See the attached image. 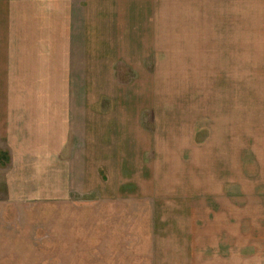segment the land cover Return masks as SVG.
<instances>
[{"label": "crops", "instance_id": "1", "mask_svg": "<svg viewBox=\"0 0 264 264\" xmlns=\"http://www.w3.org/2000/svg\"><path fill=\"white\" fill-rule=\"evenodd\" d=\"M138 11L127 0L0 2L5 204H64L70 192L106 200L180 180L171 174L180 168L176 145L160 147L158 130L142 126L145 107L154 109L151 119L158 121V103L137 101L138 86L112 84L116 64L136 70L143 14L138 24L127 22ZM157 70L149 74L157 76ZM112 92L124 95L108 100ZM190 161L184 173L193 172ZM256 169L252 183L264 188V168ZM152 199L166 206L154 229L170 240L172 254L174 244L181 243L183 251L182 237L192 236L189 264H264V195ZM198 201L206 207H185Z\"/></svg>", "mask_w": 264, "mask_h": 264}, {"label": "rangeland", "instance_id": "2", "mask_svg": "<svg viewBox=\"0 0 264 264\" xmlns=\"http://www.w3.org/2000/svg\"><path fill=\"white\" fill-rule=\"evenodd\" d=\"M130 4L142 12L127 24H138L142 13L150 28L144 23L136 70L116 64L112 84L138 86L137 101L158 103V121L145 107L142 126L158 130L160 147L176 145L180 168L171 174L180 180L128 190L108 202L70 192L64 204L30 206L4 203L7 168H0V264H189L192 236L182 237L184 252L178 242L172 254L170 240L156 235L154 224L166 206L154 196L197 201L264 195L252 183L256 168H264V0ZM156 66L157 76L150 75ZM108 95L113 100L124 94ZM188 158L190 174L184 173ZM134 196L146 200L137 204ZM198 202L185 207H206Z\"/></svg>", "mask_w": 264, "mask_h": 264}]
</instances>
